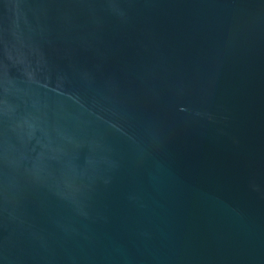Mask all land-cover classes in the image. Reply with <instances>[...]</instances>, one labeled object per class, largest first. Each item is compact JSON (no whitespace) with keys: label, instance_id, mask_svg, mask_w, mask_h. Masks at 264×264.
Here are the masks:
<instances>
[{"label":"water","instance_id":"95a60500","mask_svg":"<svg viewBox=\"0 0 264 264\" xmlns=\"http://www.w3.org/2000/svg\"><path fill=\"white\" fill-rule=\"evenodd\" d=\"M0 264H264V0H0Z\"/></svg>","mask_w":264,"mask_h":264}]
</instances>
